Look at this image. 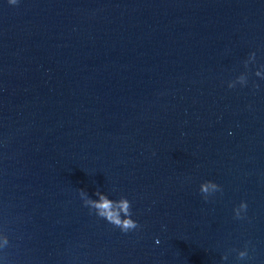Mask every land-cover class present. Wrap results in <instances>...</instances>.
Returning <instances> with one entry per match:
<instances>
[{"label": "water", "instance_id": "obj_1", "mask_svg": "<svg viewBox=\"0 0 264 264\" xmlns=\"http://www.w3.org/2000/svg\"><path fill=\"white\" fill-rule=\"evenodd\" d=\"M261 65L264 0H0V264H264Z\"/></svg>", "mask_w": 264, "mask_h": 264}, {"label": "clouds", "instance_id": "obj_2", "mask_svg": "<svg viewBox=\"0 0 264 264\" xmlns=\"http://www.w3.org/2000/svg\"><path fill=\"white\" fill-rule=\"evenodd\" d=\"M8 3L10 5H16L18 0H8ZM255 59V52L250 53L248 59L244 61V66L247 68L249 62L255 63ZM260 70H264V65H261L260 68L254 72V75L260 76ZM237 81L241 86H246L248 83V77L239 76L237 77ZM235 86L236 82L228 83L229 88H234ZM254 87L258 88L259 86L254 85ZM217 191H222V188L212 181H205L200 185V192L203 194L205 200L208 199V196L211 193ZM94 195L99 197V199H92L83 189L79 190V196L83 201L84 206L88 207L90 211H94L98 217L106 220L114 227L119 228L122 233H128L140 227L137 221L132 219V205L126 197L121 196L118 200H113L99 191L95 192ZM246 210L247 203L242 201L239 206L234 209L235 218L244 219L245 217L243 214ZM157 243H159V241H157ZM8 245L9 237L7 235L0 236V249H5ZM247 256V245H245L244 250L238 251V259L243 260ZM227 258V256L223 257L225 260H227Z\"/></svg>", "mask_w": 264, "mask_h": 264}]
</instances>
